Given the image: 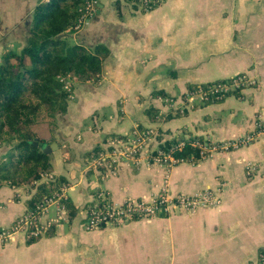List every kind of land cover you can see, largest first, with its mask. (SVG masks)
I'll return each mask as SVG.
<instances>
[{"label":"crops","instance_id":"crops-1","mask_svg":"<svg viewBox=\"0 0 264 264\" xmlns=\"http://www.w3.org/2000/svg\"><path fill=\"white\" fill-rule=\"evenodd\" d=\"M39 3L0 0V60L28 45ZM62 38L89 52L109 51L100 78L74 79L67 112L45 142L58 143L49 172L66 179L76 215L70 220L67 213L49 236L32 244L20 234L0 243V264H254L264 245V137L170 169L148 166L142 158L104 175L90 161L135 126L156 130L163 142L187 136L219 143L240 139L264 121V0H165L148 13L133 0H99L88 25ZM240 75L255 82L240 97L186 103L190 86ZM149 108L162 118L151 121ZM7 153L0 147V159ZM165 184L172 194L211 189L221 202L194 214L85 230L84 208L97 192L115 202L149 201ZM33 192L0 185V226H11L29 209Z\"/></svg>","mask_w":264,"mask_h":264},{"label":"trees","instance_id":"trees-1","mask_svg":"<svg viewBox=\"0 0 264 264\" xmlns=\"http://www.w3.org/2000/svg\"><path fill=\"white\" fill-rule=\"evenodd\" d=\"M81 4V0L39 3L34 12L28 45L20 53L7 51L0 63V147L8 150L0 159V185L34 189L27 201L29 209L68 185L62 177L40 182L42 175L52 169V159L43 153L41 147L54 137L58 116L67 112V101L72 95L64 88L67 80L96 81L102 76L104 62L109 55L105 47L89 52L83 47L70 46L62 38L74 26ZM199 86L204 85L190 86V92ZM242 90L237 89L233 94L240 97ZM157 94L165 95L163 92ZM216 102L208 100L206 105ZM146 115L151 121L162 118L155 108H149ZM157 139L163 142L161 136ZM181 139L175 137L164 141L162 147L169 151ZM192 139L209 142L199 137ZM33 142H39V146ZM173 154L185 163L203 161L200 148L191 144L182 150H174ZM65 204L72 220L76 208L70 201ZM49 235L46 232L44 236ZM44 236L29 239L27 243L32 244Z\"/></svg>","mask_w":264,"mask_h":264},{"label":"built area","instance_id":"built-area-1","mask_svg":"<svg viewBox=\"0 0 264 264\" xmlns=\"http://www.w3.org/2000/svg\"><path fill=\"white\" fill-rule=\"evenodd\" d=\"M144 12L148 13L157 8L165 0H133ZM51 0H40L42 4H48ZM79 16L71 28L74 33L80 32L96 16L99 0H81ZM1 63V60H0ZM68 79L65 89L73 92L74 83ZM255 82L244 75L214 84L199 86L193 92H189L186 103L193 107L197 103L203 104L208 100L221 101L230 96L235 90L250 88ZM157 132L154 129L141 130L135 126L130 136L126 138H114L107 142L106 149L94 155L90 166L104 175L114 174L124 164H140L142 158H146L148 166L159 164L167 169L185 163L183 159L174 156V150H182L188 144L200 148L202 160H208L217 153H227L250 146L260 137H264V121L256 122L254 130L240 139L204 143L193 140L191 137H181L175 147L165 150L164 142L158 141ZM206 140V139H205ZM207 141V140H206ZM253 171V168H249ZM53 180V175L46 172L40 182ZM68 201L67 188L61 192L45 198L33 209H28L11 226H0V243L6 245L13 236L23 235L27 240L44 236L46 232L65 219ZM221 197L211 189L202 190L194 195L172 194L168 186L163 185L149 201L143 199H126L122 202L113 201L104 191L97 192L92 201L84 208V228L87 231L103 227H121L130 222L143 218L170 217L176 214H194L200 208L218 206ZM55 208V214L51 216L50 209ZM264 264V245L261 247L256 262Z\"/></svg>","mask_w":264,"mask_h":264},{"label":"water","instance_id":"water-1","mask_svg":"<svg viewBox=\"0 0 264 264\" xmlns=\"http://www.w3.org/2000/svg\"><path fill=\"white\" fill-rule=\"evenodd\" d=\"M33 145L38 147L39 142H33ZM58 148H59L58 143L56 141H52V142L44 143L41 147V150L43 151V153L49 155L50 158L52 159V153L58 150Z\"/></svg>","mask_w":264,"mask_h":264}]
</instances>
